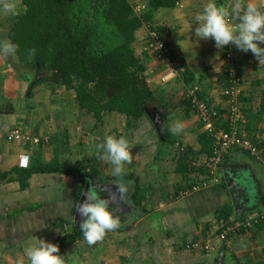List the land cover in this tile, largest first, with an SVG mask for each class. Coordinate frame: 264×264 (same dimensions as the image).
<instances>
[{
	"label": "crops",
	"instance_id": "0c3cea01",
	"mask_svg": "<svg viewBox=\"0 0 264 264\" xmlns=\"http://www.w3.org/2000/svg\"><path fill=\"white\" fill-rule=\"evenodd\" d=\"M135 1L143 4L146 2ZM218 1L220 0H216V3ZM221 1L222 5H229V2L231 4V0ZM251 1L259 6V0ZM208 2L209 0H181L177 7L158 12L156 18L165 21L164 25L169 32L167 39L177 54V61L186 63L196 74V83L202 88L204 97L223 107L226 85L223 72L224 49H233L235 56L237 54L240 57L236 58V63L244 78L242 105L245 113L242 130L246 136L264 141V60L259 62L250 51H240L234 44L219 49L214 40L195 36V29L198 27L195 16L203 11ZM247 2L249 0H245ZM3 16L0 15V19ZM231 21L234 24L239 22L235 17ZM144 57L148 61L147 81L155 97L147 104L146 116L139 121L138 127L128 130L126 116L114 112L106 114L103 122L97 125L96 120L78 106L75 92L68 91L64 86L56 87L58 91L55 93L50 91L42 95L39 89L41 86L37 84L29 96L28 111H25L27 105L24 107L21 101L28 99L26 90L29 81L24 76L13 77L10 65L0 56V172H9L10 177L15 179L10 182L0 179V215L6 216V219L0 220V264H30L27 250L40 239L59 247L58 241L64 231L61 226H56L59 217L68 216H61L60 213L56 215L51 211L48 189L53 184L72 188L69 198L72 199L73 209L81 187L79 179L65 174L34 173L28 180V189L21 190L17 173L13 171L27 169L20 167V155L30 156V167L35 166L39 159L44 163L58 159L63 167H78L82 163L76 162L84 147L80 141L88 138L86 134L90 129L93 131L88 135L93 140H85V146H92L91 150L95 154L83 158L87 166L85 168L94 169L95 178L90 186L94 181V192L101 198H108L112 210L121 219V227L110 231V238L134 235L147 237V244L143 242L137 248L134 245L128 246L126 242L124 251L127 249L133 255L138 252L143 259H147L146 252H149L148 257H153L154 253L160 254L161 260L158 263L152 261L155 264H264V229L260 228L231 235L226 242L219 243L210 256L201 250L186 249L189 242L204 239L216 230L215 211L224 205L233 207L234 218L264 212V168L255 160L246 164L230 161L234 152L248 155L234 150L219 167L220 181L210 182L207 187L188 197H180L177 190L194 175L193 171L186 176L176 171L182 153L187 152L190 166L193 161L202 163L207 157V152L202 151L199 142V136L204 132L203 127L194 113L188 110L185 100L186 89L193 84L186 85L179 73L174 80L163 83L161 78L166 74L165 65L160 62L157 64L151 54ZM60 88L62 89L59 90ZM52 103H59L60 109H56ZM177 120L184 124V131L173 135L169 129ZM162 126L170 141L162 138ZM16 127L39 138L46 137L48 141L41 146L9 142L6 133ZM109 135L123 136L132 145V162L125 164L124 168L125 172L136 175L138 186L143 190L147 189V193L141 194V199L136 198L135 181L123 177L121 182L127 190L121 194L115 187L119 178L113 175V166L109 161L100 159L102 152L98 146ZM74 155H77L76 164L70 165ZM228 172L232 178L231 185L225 179V173ZM257 174L260 175L259 178ZM11 189L21 191L13 192ZM24 191L32 195L31 200H22L23 195L19 193ZM58 204L61 201H57L56 205ZM236 204L238 208L235 207ZM35 205L40 207L33 210ZM258 207L263 208L257 210ZM23 208L25 210L19 214L10 215ZM72 213L71 210L69 218ZM155 215L159 217V235L164 237V242L162 239H155ZM140 228L141 232L133 234L135 229ZM168 237L169 240H166ZM112 239L111 247L115 245ZM169 241L175 242L171 245ZM81 243L79 241L65 250L59 247V254L64 257L66 264L113 263L112 260H98V253L92 251V247H96L102 254L106 253L105 246L89 247L86 244L82 246ZM86 251L91 252L92 256L84 258ZM138 261H133V264ZM145 264H150V259Z\"/></svg>",
	"mask_w": 264,
	"mask_h": 264
},
{
	"label": "trees",
	"instance_id": "16d2710c",
	"mask_svg": "<svg viewBox=\"0 0 264 264\" xmlns=\"http://www.w3.org/2000/svg\"><path fill=\"white\" fill-rule=\"evenodd\" d=\"M180 2L181 0H146L145 11L137 14L136 7L140 2L135 0H22L25 9L14 17L7 37L18 45L17 57L22 58L21 61L24 60L22 63H31L36 73L41 75L48 73L37 81L32 75L26 76L29 81L27 96L32 95L37 84L45 83L52 88L64 86L75 92L76 103L96 120L97 125L103 122L106 114L114 112L126 116L128 130L137 128L139 121L146 116L147 104L155 97L146 77L148 61L144 56L149 53L143 50V54H137L135 49V43L138 40L137 32L143 27L148 32L155 31L170 46L167 39L169 32L165 31L164 25L157 24L155 17L158 12L175 8ZM217 4L223 3L220 0ZM149 39L150 36L147 34L145 40ZM31 49L36 50L34 57L28 55ZM226 49L229 48H225L224 51ZM171 61L186 85H198L196 74L186 63L177 61V54L172 48ZM199 94L206 101L212 102L204 97L201 87ZM243 96L244 90L242 99ZM187 106L188 110L192 111L189 102ZM243 113L245 112L242 105ZM221 124L227 126L224 119L221 120ZM161 133L164 140L170 141L164 126L161 128ZM40 138L41 141L37 145L47 143L48 139ZM252 139L264 147V141ZM199 142L202 145V151L207 152V156L210 155L214 148L211 136L203 132L199 136ZM29 145L36 144L29 143L27 146ZM13 171L17 173L21 190L28 189V180L34 173H60L79 179L81 187L72 209L74 218L59 217L57 223L65 225L64 233L58 241L59 247L65 250L84 239L80 224L75 221V215L83 191L95 178L93 168L88 170L85 167H63L58 159L48 163L39 159L35 166ZM176 171L186 176L191 171L201 172L204 169L190 166L186 152L182 153ZM10 175L9 172H0V179L9 182L15 180ZM123 178L135 181L136 198H140L141 194L144 195V190L138 186L134 173L125 172ZM187 182L179 187L178 194L192 187L197 181L189 178ZM39 207L35 205L32 208L34 210ZM24 210L25 208L19 209L17 213L10 215L19 214ZM233 217V207L224 205L215 211L214 225L217 227L221 221H230ZM4 219L6 216L0 215V220ZM256 228L264 229V220L251 230ZM221 231L222 229L217 233ZM245 232L247 231L239 233ZM229 237L231 236H228L227 240Z\"/></svg>",
	"mask_w": 264,
	"mask_h": 264
},
{
	"label": "clouds",
	"instance_id": "9594fccd",
	"mask_svg": "<svg viewBox=\"0 0 264 264\" xmlns=\"http://www.w3.org/2000/svg\"><path fill=\"white\" fill-rule=\"evenodd\" d=\"M18 14L17 0H0V15L15 16ZM235 17L239 22L232 23ZM198 27L195 36L201 39H212L219 49L229 44L245 53L251 52L258 60H264V10L256 3H245V0H234L229 5H218L216 0H209L203 11L195 16ZM18 45L11 39L0 40V56L15 57ZM36 54L35 49L28 52L30 57ZM173 135L184 131V124L177 120L170 127ZM132 145L123 136H107L98 146L102 155L100 159L107 160L113 166V175L117 178L116 189L123 194L126 186L121 182L125 175V164L132 162ZM82 218L80 231L88 245H94L102 240L107 232L121 227V219L112 210L110 200L101 198L97 193L87 195L84 203L78 207ZM59 247L55 243L40 239L27 250L30 264H66L59 254Z\"/></svg>",
	"mask_w": 264,
	"mask_h": 264
},
{
	"label": "built area",
	"instance_id": "2783aa9c",
	"mask_svg": "<svg viewBox=\"0 0 264 264\" xmlns=\"http://www.w3.org/2000/svg\"><path fill=\"white\" fill-rule=\"evenodd\" d=\"M146 5L140 3L136 7L137 14L144 12ZM150 39L145 46L146 51L152 54L156 60L166 65V74L162 76L163 83H169L178 76L175 64L171 61V47L165 40L155 32H148ZM224 77L227 85L223 91L225 106H219L213 102H208L199 94L200 87L192 86L186 89L185 100L191 104L192 112L202 125L204 132H207L214 141V148L202 163L192 162L195 168H203L204 171H195L192 178L197 182L179 194L180 197H188L199 192L210 182L220 181L218 177L219 167L224 163L228 155L234 150H241L247 153L255 161L264 167V147L251 137L245 135L242 130V95L244 78L238 70L234 51L229 48L224 51ZM223 112V113H222ZM224 119L227 126L221 124ZM9 142H18L27 146L29 143L39 144L41 138L28 134L19 127L12 128L6 133ZM19 165L22 168L30 166V156L20 155ZM261 220H264V212L250 214L243 218H232L230 221H221L206 238L195 240L187 244L190 251H203L210 256L219 243L227 240L228 236L242 231H249L256 227ZM222 229L220 233L218 230Z\"/></svg>",
	"mask_w": 264,
	"mask_h": 264
},
{
	"label": "rangeland",
	"instance_id": "374dc122",
	"mask_svg": "<svg viewBox=\"0 0 264 264\" xmlns=\"http://www.w3.org/2000/svg\"><path fill=\"white\" fill-rule=\"evenodd\" d=\"M223 1H225V0H223ZM228 1H230V0H227V2ZM232 3H234V0H231V4ZM254 3H256V2H254ZM17 4H18V14H20V13H22L24 11L25 7L22 4V0H17ZM142 4H143V2H142ZM229 4H230V2H229ZM258 4H259V7L262 10H264L263 9L264 8V0H259ZM15 16H7V15H4L3 18L0 19V40L8 39L7 32H8V29H9L10 25L12 24ZM155 20L157 21V24H160V25H164L165 24V21L162 20V18H159V19L156 18ZM164 26H166V25H164ZM165 31L167 32L166 27H165ZM147 34H148V31L144 27L140 31L137 32V39L138 40L135 43V49H136L137 54H142L143 53V50L144 51L146 50L145 49V46L147 44V41L145 39H146ZM167 37H168V35H167ZM235 53H236V50H235ZM236 57H237V59L240 58V57L237 56V54H236ZM3 58L6 61V63L8 65H10L9 66V67H11L10 69L13 70L12 71L13 77H17V76L19 77L20 76L21 78H23V76H24V78H25L26 75L29 74V75L34 76V78L36 77L35 81H37L42 76L44 77V76H47L48 75V73H44L43 75H41L40 73H37L38 75L36 76V74H35L36 73V70H34L32 68L31 63L30 64L27 63V62L26 63H22L24 60L21 61L22 58L20 59L19 57H17V55L15 57H7V58L3 57ZM153 58H155V57L153 56ZM0 61H1V59H0ZM155 61L158 64L159 61L156 60V58H155ZM263 65H264V62H262V66ZM172 80H174V79H172ZM38 86H41L39 89H40L42 95L45 92L49 93L50 91L52 93L53 92L55 93V91H58V89H56V87H59V86H54L52 88V87H50L49 85H47L45 83L38 84ZM61 89L62 88H60L59 90H61ZM67 90L68 91H72V90H69V89H67ZM29 99H30V97L28 96V99L22 100L21 101V104L25 107L27 105ZM52 105H54V107L56 109H58V108L60 109V104L59 103H54V104L52 103ZM28 106L29 105H27V108L25 109V111H28V108H29ZM73 131H74V129H73ZM92 131L93 130L90 129V130H88V133H92ZM88 133L86 134V136H88L89 139L88 138L87 139L92 142L93 139L90 138V136L88 135ZM28 134H30V133H28ZM116 137H118V136L116 135ZM45 139H48V138L45 137ZM87 139H83L84 141H80L83 144L82 146H84V147H82V149L80 151L81 152L80 159L76 162V158H77L76 156L77 155L72 156L71 157V160L72 161H71L70 165H75L76 163L77 164L78 163H82V164H79L77 166L79 168L87 167L84 164V159L83 158L85 156L89 155V154H92V155L95 154V152H93V149L91 150L92 146L91 147H89L88 145L85 146V143H87V142H85V140H87ZM47 150H45V151H47ZM231 160L234 161V162H237V163L243 162L244 164L251 163L253 161V159L250 156H248V155H246V154H244L242 152H234V153H232L231 156H230V161ZM232 174L234 175L235 173L232 172ZM263 174H264V172H263ZM257 177L259 178L260 175L257 174ZM89 184H91V183H89ZM93 184H94V181H93ZM255 186H256V183H255ZM94 188H95V184H94L93 189H92L93 192L95 191ZM67 189H68L67 186H60V185H56L55 186L53 184V185H50L48 191H49V204L52 203L51 206H50L51 211H53L54 214L56 213V215H57V213H60L61 216H68L67 218H69V216L71 215V210H72V199L69 198V194H70V192H72V188H69L68 190ZM10 191H13L14 192V191H21V190H12L11 189ZM144 192L147 193V189H145ZM83 193H84V191H83ZM83 193H82V196H83ZM255 193H257L256 188H255ZM19 194L20 195H23L22 200L28 201V199L29 200L32 199V195L30 193H26L25 191L24 192H20ZM57 201H59V202L61 201V204L56 205ZM16 202H19V201H16ZM80 202H81V200H80ZM260 208H263V207H258L257 210L260 209ZM70 218H74V215L72 214V216ZM153 218H154V221H153L154 228L153 229L154 230H157V231H154L155 234H156L155 239L157 241H160L158 239H162L163 242H164L165 241L164 237H160V235H159V232H160L159 229H158L159 228V217H158V215H155V216H153ZM58 225L63 226V230H65L64 229L65 228V225H63V224H57V227H59ZM134 231H130V232H134L133 234H136L137 231H140L141 232L142 230L140 228L138 230L135 229ZM55 236L57 238V235H55ZM110 239H112V238H110V234H109V232H107L106 235H105V237L102 240L97 241V243L94 244V245H91V246L88 245L87 242L85 241V239L81 240L82 241L81 244H82V246L86 244V246L88 245L89 247H92V246H95V245L105 246L106 248H104V250L106 251V253H103L102 254V252L99 249H95L96 247H92V249H93L92 251H95L96 254L98 253L97 254L98 255V260H102V261L103 260H106V261L112 260V262H113L112 264H133V261H136L137 259L139 260L137 262V264H145V262L148 259H150V264H155V263H158V261L161 260V258L159 256L160 254H157V253L152 254V252H151V254H152L153 257H148V253L149 252H146L147 257H145V258H147V259H143L144 257L142 256V254L141 255L139 254L140 255L139 256L138 255V252H135L134 255H133V253H128L127 252V249L125 251L123 250V249L126 248V242H127V245L128 246H132L133 247V245H134L135 248H137V246H141L143 242H144V244H147L146 243V240H147V237L146 236L134 235V236H130V237H127V236L114 237L112 239L115 242V245L113 247L110 246V241H111ZM166 240H169V237L166 238ZM123 242H125V243H123ZM169 242H170V244L172 243V241H169ZM120 244H121V246H120ZM89 249H91V248H89ZM156 254L158 255V257L155 256ZM86 256L91 257L92 256V253L86 251L85 252V256L83 255V257L86 258ZM133 257H135V258L133 259ZM152 261L153 262L156 261V262L153 263Z\"/></svg>",
	"mask_w": 264,
	"mask_h": 264
},
{
	"label": "water",
	"instance_id": "95a60500",
	"mask_svg": "<svg viewBox=\"0 0 264 264\" xmlns=\"http://www.w3.org/2000/svg\"><path fill=\"white\" fill-rule=\"evenodd\" d=\"M38 75V74H37ZM225 179L227 180V182L229 183V185L232 184V178H231V174L230 172L228 173H225ZM89 193H92V188L90 186V184H87L85 190H84V193H83V196H82V199H81V202L80 204L84 203L86 198H87V195ZM235 196V195H234ZM237 205V204H236ZM236 208H238V205L235 206ZM75 221L78 223V224H81L83 221H82V218L81 216L79 215V212L77 211L76 215H75Z\"/></svg>",
	"mask_w": 264,
	"mask_h": 264
}]
</instances>
